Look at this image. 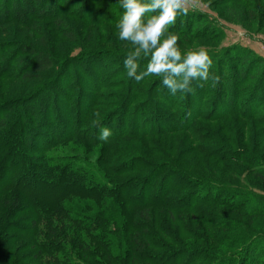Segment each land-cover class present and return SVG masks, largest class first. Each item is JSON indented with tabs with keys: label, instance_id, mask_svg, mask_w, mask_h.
Listing matches in <instances>:
<instances>
[{
	"label": "trees",
	"instance_id": "16d2710c",
	"mask_svg": "<svg viewBox=\"0 0 264 264\" xmlns=\"http://www.w3.org/2000/svg\"><path fill=\"white\" fill-rule=\"evenodd\" d=\"M116 3L0 0V27L14 23L40 37L12 40L17 44L5 53L0 46V264H264V233L229 238L236 227L230 222L241 219L227 215L249 210L244 221L251 230L253 218H264V197L247 209L246 199L226 187L208 195L221 182L183 165L190 158L231 174L237 168L231 162L245 161L240 155L264 158V61H246L241 72L213 65L208 80L193 81L191 93L175 97L159 77H128L120 60L128 51L89 47L68 87L63 78L72 56L63 45L78 43L84 33L66 23L81 25L86 40L106 33L102 41L120 46L111 29L122 13ZM37 21L43 23L34 30ZM13 78L22 79L23 88L13 90L7 81ZM95 106L102 108L92 112ZM229 126L233 146H247L252 154L234 153L227 140V149L219 146L216 138ZM101 127L113 130L107 141L99 139ZM195 128L203 146L158 140ZM121 138L139 142V149ZM72 142L80 152L62 155ZM215 144L218 151L211 153ZM112 153L126 158L119 163ZM251 164L254 180L264 185V170ZM128 172L143 175L129 179Z\"/></svg>",
	"mask_w": 264,
	"mask_h": 264
},
{
	"label": "rangeland",
	"instance_id": "374dc122",
	"mask_svg": "<svg viewBox=\"0 0 264 264\" xmlns=\"http://www.w3.org/2000/svg\"><path fill=\"white\" fill-rule=\"evenodd\" d=\"M35 23L37 25L35 24L36 26L33 27L34 30L39 28L38 24L43 22L37 21ZM71 23L72 24L70 23H66V24L68 25L69 29L73 30V33H75V30H77L78 34L79 33H84V34L83 36H79L82 40H79L78 38L76 39L78 43L69 41V42H65L63 45V49H62L63 52L65 53L71 51L70 56H72L69 60H67L68 67L72 70H70L71 72H69L66 75V77L63 78L64 84L67 83L68 87H70L69 85H71V83H74V79H75L74 69L76 71H79L77 59L82 56L81 52L87 50V48L89 47L95 48L97 46H101L116 50L123 49V51L131 50V45L127 44L124 41L118 40L116 42V44H120V46H114L112 44L108 45V43L111 41L109 39L107 40L103 39L102 41L101 40L102 37L107 38L106 33H103L104 30L107 31L106 29L107 27L106 28H101V26L89 27V30L94 29L98 32L100 31L101 33L104 34V36L99 35L100 36L99 38L95 37L93 38V40L91 39L86 40V32H84L85 30L80 29L81 25L76 24V22H71ZM108 26L111 28L110 25ZM8 27L10 29L7 33L6 31ZM77 28H79L80 30ZM26 29L27 28L25 26H21V25L18 26L14 23L6 24L5 28L0 27V46L4 48V53L6 51H10V49L13 48L12 46L19 42L25 43L24 41H26L30 43V41H33V39H40L39 34L37 33L39 31L33 32L30 30L29 32H27L25 31ZM111 29H115V32L117 31L115 28V24L114 27ZM170 29L179 36V46L182 50L183 49L191 50L200 47L206 48L209 51V54L213 57L214 60L213 65L215 67L219 66L226 68L230 66L229 68H231V70H236L238 72H241L243 71L242 69L248 68V65L244 64V62L246 61H264V0H192V3H190L189 5L188 14L178 16L175 25L170 26ZM53 37L55 36L53 35ZM12 40L17 41V43L10 42ZM120 60L123 61V59ZM14 72L16 75V71ZM80 72L84 73L83 70H80ZM117 77H118L117 79L120 80L121 76H117ZM107 79L108 77H106L104 81H107ZM21 80L22 79L13 78L7 81H11L10 84L13 86V90H14L19 87H22L19 84L21 83ZM32 85L33 84L29 83L28 88H30ZM89 85L90 84H86L84 86L90 87ZM105 91L107 90L104 89L102 93H104ZM110 91L112 92L117 90L115 88H111ZM64 93H66V95L68 96H71L70 89H68V91H64ZM181 95L182 94H179L178 96L175 95V97H179ZM67 102L64 101L65 105L67 104ZM255 105L257 106V103L254 104L252 109L250 108V106L249 109L246 108L245 114H248L254 109H256ZM102 106L101 107L95 106L94 108H91V111L94 112L95 110H97V108H102ZM256 113L259 117L260 115H263V111L260 109L257 110ZM259 120H256V123L258 125L257 127L261 128L260 124L262 123V121L260 120L261 121L260 123ZM228 122L230 124L233 123L231 121ZM252 124H255V122H253ZM198 131L199 130L195 128L194 131L190 132L189 134L178 132L173 135H166L163 138H158V140L163 141V143L175 142L177 147L178 145H183L186 147H189L190 145L192 146L198 144L202 145L199 143L198 137L194 136L197 133L199 136H201V131L199 132ZM182 139L184 140L183 144L180 142ZM226 140L228 141V144L231 146V149H233L234 153H235V149H242V150H237L242 154L244 152L251 153L250 148H248L247 146H242V147L233 146L235 145L236 142H235L234 132L231 129V127L229 128V130H226L225 133L224 131H221L220 136L216 138V141L217 143H219V146L221 144L225 146V149H227L226 145L224 144V141L226 142ZM119 141H122L124 144L127 145L132 144L134 150H138L140 147L139 146L140 144L137 141H131L125 138H121V140L119 139ZM214 147H212L209 150L211 153L213 152L214 149L215 151H218L217 144H215ZM76 149L77 146H75V144H73L72 142L67 146H63L60 153L62 155L73 154L75 152L79 153L80 151L77 152ZM221 151L222 150H220L219 152ZM225 154H227L228 157L229 156L232 157L229 151H226ZM111 156L113 157L117 156L119 163H121V161H123L126 158V157H119L117 154H113V153L111 154ZM240 156H243L245 161L243 160L244 163L242 164L231 162L233 165L235 164L237 165L236 166L237 168L234 167L235 169L231 174L227 173V171H224L220 166H216V165H214L215 168H209L208 166L206 169H204V167L199 165L198 162L196 163L194 159H190V158L189 159L187 158L188 161L184 160L183 165L186 166L185 168H187L189 172L192 173L194 172L211 179H216L219 183L221 182L220 187L215 186L212 189L208 190L207 191L208 195L213 194L215 191H219V190L224 191L225 190L224 187H226L230 191H233L235 195H239L242 201L243 199H246L247 202L245 204L249 205V208L247 209H252L255 206L261 205L260 204L262 201L261 197H264V185L254 180V174L252 171L253 165L251 163H255L258 167H261V169L264 170V158L260 160L254 158L256 161H252L250 160L252 156H247V155H240ZM147 159H150L152 161H163L160 156L156 158H149L148 156ZM240 160L242 161V157ZM209 163H211V161ZM142 175L143 174H139L135 172L134 173L128 172L124 177H127L129 179H137ZM185 181L187 180L185 179ZM174 205H177V203H174ZM206 208L208 207L206 206ZM209 208L214 209L215 207L211 206ZM248 211L243 212V210H241V211H236V213L231 211L227 214L230 217H235V218L239 217L241 219V221L230 222V226L235 225L236 227H234L232 232H229L230 234L228 236L229 238L236 236L238 238L241 235L247 237V236H253L256 234L264 233V218H253L251 230L250 228H248L246 222L244 221L246 220L245 216L248 213ZM239 240L240 242H242L241 239ZM218 251L225 252L226 249L225 250L220 249ZM253 252L254 249L251 250V254H253Z\"/></svg>",
	"mask_w": 264,
	"mask_h": 264
},
{
	"label": "clouds",
	"instance_id": "9594fccd",
	"mask_svg": "<svg viewBox=\"0 0 264 264\" xmlns=\"http://www.w3.org/2000/svg\"><path fill=\"white\" fill-rule=\"evenodd\" d=\"M192 0H117L122 13L115 23L118 38L131 45L123 59L127 76L142 81L159 77L168 92L191 93L193 81L209 79L213 57L204 48L181 49L179 36L170 26L177 17L187 15ZM147 63L142 65V61ZM113 135L109 127H101L99 139Z\"/></svg>",
	"mask_w": 264,
	"mask_h": 264
}]
</instances>
